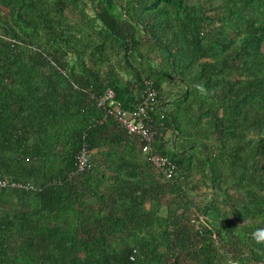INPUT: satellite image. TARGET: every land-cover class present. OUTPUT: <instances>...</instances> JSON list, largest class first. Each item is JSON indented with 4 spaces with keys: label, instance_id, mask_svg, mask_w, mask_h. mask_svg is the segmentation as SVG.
Here are the masks:
<instances>
[{
    "label": "trees",
    "instance_id": "1",
    "mask_svg": "<svg viewBox=\"0 0 264 264\" xmlns=\"http://www.w3.org/2000/svg\"><path fill=\"white\" fill-rule=\"evenodd\" d=\"M142 77L173 181L98 121ZM0 177V264H264V0H0Z\"/></svg>",
    "mask_w": 264,
    "mask_h": 264
},
{
    "label": "built area",
    "instance_id": "2",
    "mask_svg": "<svg viewBox=\"0 0 264 264\" xmlns=\"http://www.w3.org/2000/svg\"><path fill=\"white\" fill-rule=\"evenodd\" d=\"M144 83V92L137 104L131 109H126L122 102L116 99L115 92L110 87L95 96L96 104L104 110L103 115L98 121L102 122L108 116L112 117L129 136L139 141L140 153L151 168L159 172L163 179L173 181L178 174V167L168 156L155 151L153 146L158 135V128L153 123L149 112L158 102L157 89L149 81H145ZM73 163L74 170L70 171V175L81 174L91 169V156L86 142H82L76 151ZM8 183L5 177H0V187ZM11 184L26 189L32 188L29 184L22 185L18 182H12ZM199 217L201 218V215Z\"/></svg>",
    "mask_w": 264,
    "mask_h": 264
},
{
    "label": "crops",
    "instance_id": "3",
    "mask_svg": "<svg viewBox=\"0 0 264 264\" xmlns=\"http://www.w3.org/2000/svg\"><path fill=\"white\" fill-rule=\"evenodd\" d=\"M127 73V72H126ZM121 77L125 80L126 78V74H122L120 73ZM134 81V80H133ZM145 81H149L150 83H152V81L150 79H146V78H141L140 82L135 84L134 87H131L130 91L132 93V104H135L137 102V100L139 99V97H141L140 95L143 94L144 92V89H145ZM140 84V85H139ZM153 85V83H152ZM163 86L165 84H162ZM154 86V85H153ZM155 87V86H154ZM156 88V87H155ZM172 146H174V141L172 140ZM139 152V155L141 157V159H143V156L141 155L140 153V150L138 151ZM92 158V157H91ZM92 161L94 162V158L92 159ZM94 164V163H93ZM103 167V165H101V168ZM100 169V168H98ZM152 170H154L153 168H151ZM159 173V172H157ZM161 175V174H160Z\"/></svg>",
    "mask_w": 264,
    "mask_h": 264
},
{
    "label": "rangeland",
    "instance_id": "4",
    "mask_svg": "<svg viewBox=\"0 0 264 264\" xmlns=\"http://www.w3.org/2000/svg\"><path fill=\"white\" fill-rule=\"evenodd\" d=\"M217 3V2H216ZM144 50H145V47L141 50L142 52H144ZM153 54H155L154 52H153ZM128 77H130V75H128ZM163 89H165V87L163 86ZM186 127L190 130V131H192V133H194V132H196V131H194L195 130V128H197V125H195V124H189V125H186ZM202 127V126H201ZM194 131V132H193ZM194 138H195V136H194ZM193 138V139H194ZM202 186H200L199 188H196L195 190H196V192H198V193H196V194H192L191 193V198H192V200H193V202H194V204L195 203H198V202H200V201H204L203 199H204V195L203 194H201V190H202Z\"/></svg>",
    "mask_w": 264,
    "mask_h": 264
},
{
    "label": "clouds",
    "instance_id": "5",
    "mask_svg": "<svg viewBox=\"0 0 264 264\" xmlns=\"http://www.w3.org/2000/svg\"><path fill=\"white\" fill-rule=\"evenodd\" d=\"M254 235V239L258 242H264V229H260L258 230L256 233L253 234Z\"/></svg>",
    "mask_w": 264,
    "mask_h": 264
}]
</instances>
